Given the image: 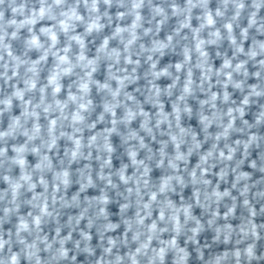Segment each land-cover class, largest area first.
Returning <instances> with one entry per match:
<instances>
[{"label": "clouds", "instance_id": "clouds-1", "mask_svg": "<svg viewBox=\"0 0 264 264\" xmlns=\"http://www.w3.org/2000/svg\"><path fill=\"white\" fill-rule=\"evenodd\" d=\"M0 264H264V0H0Z\"/></svg>", "mask_w": 264, "mask_h": 264}]
</instances>
